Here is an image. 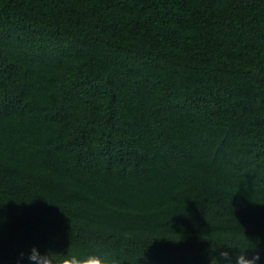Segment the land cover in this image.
Returning a JSON list of instances; mask_svg holds the SVG:
<instances>
[{
	"label": "trees",
	"instance_id": "1",
	"mask_svg": "<svg viewBox=\"0 0 264 264\" xmlns=\"http://www.w3.org/2000/svg\"><path fill=\"white\" fill-rule=\"evenodd\" d=\"M250 241L264 264V0H0V264Z\"/></svg>",
	"mask_w": 264,
	"mask_h": 264
},
{
	"label": "clouds",
	"instance_id": "2",
	"mask_svg": "<svg viewBox=\"0 0 264 264\" xmlns=\"http://www.w3.org/2000/svg\"><path fill=\"white\" fill-rule=\"evenodd\" d=\"M251 243L254 245V247L245 248L243 251H238V255H236L234 259L230 255V252L233 249L222 248L223 250L220 252L219 258L217 259V264H220V261H223V264H257V261L260 259V257L254 251L256 247L255 244L253 242ZM248 250H252L254 252L251 257L246 255ZM28 259L32 262V264H52L51 259L47 255H39L36 249H32ZM64 264H118V261L115 258L108 257L102 258L98 256H89L87 258L81 259L80 257L72 256L66 258Z\"/></svg>",
	"mask_w": 264,
	"mask_h": 264
}]
</instances>
